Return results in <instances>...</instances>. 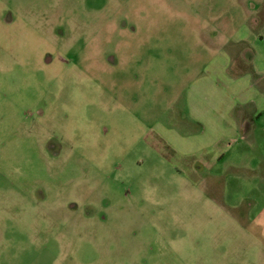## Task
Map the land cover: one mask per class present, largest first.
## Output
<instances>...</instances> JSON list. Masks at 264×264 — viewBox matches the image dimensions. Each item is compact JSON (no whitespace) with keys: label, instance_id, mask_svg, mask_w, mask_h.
Here are the masks:
<instances>
[{"label":"rangeland","instance_id":"374dc122","mask_svg":"<svg viewBox=\"0 0 264 264\" xmlns=\"http://www.w3.org/2000/svg\"><path fill=\"white\" fill-rule=\"evenodd\" d=\"M240 48L264 96V0H0V264H264V113L175 137Z\"/></svg>","mask_w":264,"mask_h":264},{"label":"crops","instance_id":"0c3cea01","mask_svg":"<svg viewBox=\"0 0 264 264\" xmlns=\"http://www.w3.org/2000/svg\"><path fill=\"white\" fill-rule=\"evenodd\" d=\"M258 23V20L255 21V24ZM241 43L242 42L239 41L236 45L243 47ZM225 56L227 63L224 64L225 69L223 70L222 76L228 79V84L230 86L249 90V94L246 95V93H244L246 92L245 90L241 92L238 97H227V95H225L226 86L218 83L220 81L209 82L207 79V86H212L213 89L220 90L225 95V98H219L218 100L208 97L198 99L199 101L201 100L199 103L206 105V110L198 111L196 114L193 113L191 120L196 123L200 130L191 134H177L175 132L176 139L180 143H185L186 147H189L185 148L188 152L182 155L192 157L196 154L206 152V154L214 156V161L217 164H220L223 159L226 158L230 151L228 149H231V146L228 144L229 146L227 149H217L216 151V147L226 139L232 140L239 135L243 136L244 139L247 137V140L251 141V143H255L259 132L263 131V128L259 127L258 123L264 113V96H262L263 94L258 95L257 92H254V89H256L254 78L257 82H260V79L263 77L262 73L259 72L255 66L248 72L242 70L244 64L249 62V59L242 53L241 48L238 51L234 49L233 52H226V54H224V57ZM235 60H237L238 63ZM235 64L238 65L240 71L237 70V72H233L232 70L231 72ZM250 92L254 95L250 94ZM223 104L224 106L220 108ZM211 128L216 131V135L214 133H209ZM208 134H214V140L209 145L205 142L206 138L210 136ZM193 144L196 145L192 146ZM195 146L197 148H195ZM192 148L195 149L192 150Z\"/></svg>","mask_w":264,"mask_h":264}]
</instances>
